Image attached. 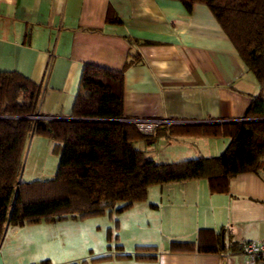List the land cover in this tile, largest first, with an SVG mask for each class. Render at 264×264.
I'll list each match as a JSON object with an SVG mask.
<instances>
[{
    "label": "crops",
    "instance_id": "obj_1",
    "mask_svg": "<svg viewBox=\"0 0 264 264\" xmlns=\"http://www.w3.org/2000/svg\"><path fill=\"white\" fill-rule=\"evenodd\" d=\"M86 64L124 70L125 117L161 126L154 143L135 147L158 164L223 154L228 137L172 131L243 122L261 94L206 5L188 11L173 0H0V73L17 72L39 87L41 119L71 118ZM57 148L60 155L62 146ZM114 214L119 233L125 215L138 227L157 225L160 242L146 245L157 247L156 262L115 258L134 255L139 245L129 253L121 245L123 252L103 255L112 256L104 262L92 263L101 257L94 254L68 262V240L55 232L64 222L54 220L7 226L0 264H261L239 252L204 254L175 243L212 245L221 230L227 246L264 241V171L232 178L226 193H212L206 179L155 186L146 202Z\"/></svg>",
    "mask_w": 264,
    "mask_h": 264
},
{
    "label": "trees",
    "instance_id": "obj_2",
    "mask_svg": "<svg viewBox=\"0 0 264 264\" xmlns=\"http://www.w3.org/2000/svg\"><path fill=\"white\" fill-rule=\"evenodd\" d=\"M173 1L182 3L188 11L196 4L206 5L261 86V94L252 102L243 122L172 131L228 137L225 152L167 164L148 159L135 143L152 144L156 137L143 135L124 115V70L86 64L73 120L41 119L37 113L39 87L17 72H1L0 241L7 226L22 228L68 217L87 220L123 214L146 202L148 190L155 186L206 179L212 193H226L232 178L264 171V0ZM109 22L120 24L115 17H109ZM32 134L62 146L59 166L53 179L19 182L26 142ZM224 237L221 230L212 245H175L204 254L240 252L243 244L227 246ZM108 240L111 241L110 231ZM116 248L123 252L121 245ZM157 252L155 246H137L134 255L119 254L115 258L154 263ZM111 259V255L101 256L91 262ZM258 262L264 264V259Z\"/></svg>",
    "mask_w": 264,
    "mask_h": 264
},
{
    "label": "rangeland",
    "instance_id": "obj_3",
    "mask_svg": "<svg viewBox=\"0 0 264 264\" xmlns=\"http://www.w3.org/2000/svg\"><path fill=\"white\" fill-rule=\"evenodd\" d=\"M27 144L19 182L53 179L60 160V151L58 148L55 150L56 143L49 138L34 134ZM127 217V215L122 216L121 221L124 225L122 233H119L115 225L118 220L110 217V214L87 220L72 217L61 220L64 223L55 232L59 234L61 232L71 247L63 258H67L68 262H76L92 254L94 256L111 254L119 245L124 247L125 253H129L133 252L137 245H155L154 243L160 242L155 223L150 229L142 223L138 227L130 224ZM108 231L111 233V241L108 240ZM60 238L58 236V239Z\"/></svg>",
    "mask_w": 264,
    "mask_h": 264
},
{
    "label": "built area",
    "instance_id": "obj_4",
    "mask_svg": "<svg viewBox=\"0 0 264 264\" xmlns=\"http://www.w3.org/2000/svg\"><path fill=\"white\" fill-rule=\"evenodd\" d=\"M130 122L135 124L139 131L145 136H152L159 126V123L156 121L130 120ZM239 253L257 261L258 259H264V241L244 243Z\"/></svg>",
    "mask_w": 264,
    "mask_h": 264
},
{
    "label": "water",
    "instance_id": "obj_5",
    "mask_svg": "<svg viewBox=\"0 0 264 264\" xmlns=\"http://www.w3.org/2000/svg\"><path fill=\"white\" fill-rule=\"evenodd\" d=\"M38 117H34L33 119H37ZM63 120H73L72 118L63 119ZM244 121V120H243Z\"/></svg>",
    "mask_w": 264,
    "mask_h": 264
},
{
    "label": "bare ground",
    "instance_id": "obj_6",
    "mask_svg": "<svg viewBox=\"0 0 264 264\" xmlns=\"http://www.w3.org/2000/svg\"><path fill=\"white\" fill-rule=\"evenodd\" d=\"M39 115H41V114L39 113ZM68 118H69V117H68ZM241 121H242V120H241ZM239 122H240V120H239ZM171 123H172V122H171ZM167 125H168V124H167ZM180 126H182V125H180ZM159 127H161V126H158V128H159ZM155 133H156V131H155ZM153 135H154V134H153Z\"/></svg>",
    "mask_w": 264,
    "mask_h": 264
}]
</instances>
